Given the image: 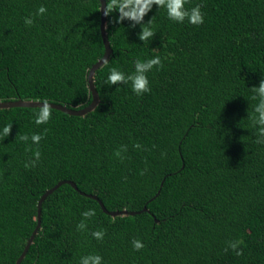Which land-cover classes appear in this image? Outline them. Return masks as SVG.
I'll list each match as a JSON object with an SVG mask.
<instances>
[{"label": "trees", "instance_id": "16d2710c", "mask_svg": "<svg viewBox=\"0 0 264 264\" xmlns=\"http://www.w3.org/2000/svg\"><path fill=\"white\" fill-rule=\"evenodd\" d=\"M196 4L201 25L173 22L154 5L142 22L155 33L147 42L140 24L107 14L113 52L94 76L100 103L85 116L52 108L36 125L39 107L0 108V127L12 124L0 138V264H16L40 198L65 180L79 190L65 182L44 200L20 264H78L89 253L104 264H264V145L248 116L257 103L251 87L264 79V0L186 7ZM101 23L100 0H0V101L88 106V75L105 54ZM155 55L163 66L148 74L149 92L106 84L112 68L131 73L135 60ZM32 133L39 145L19 139ZM35 150L38 165L25 168ZM99 200L137 213L112 216ZM87 208L96 215L78 231ZM134 239L145 246L134 249ZM234 240L240 256L225 251Z\"/></svg>", "mask_w": 264, "mask_h": 264}, {"label": "clouds", "instance_id": "9594fccd", "mask_svg": "<svg viewBox=\"0 0 264 264\" xmlns=\"http://www.w3.org/2000/svg\"><path fill=\"white\" fill-rule=\"evenodd\" d=\"M188 0H109L107 2L106 14H111L114 10L119 13L116 19L117 23L123 22L125 19L133 21L132 27L136 24H140L142 30L140 31L139 39L143 42H147L155 35L153 28L151 27V20L148 23H142L145 15L152 10L153 6H158L159 9L166 10L169 20L176 23H184L185 20L192 25H201L204 23L205 13L202 11V4H196L192 7H186ZM47 12L45 6L41 5L36 12V15L42 16ZM34 23L33 16L24 17L25 26H31ZM162 60L159 55H155L146 60H135L134 71L131 73H125L119 71L116 68H112L107 76L106 84L109 86L119 84L131 85V90L136 95H142L151 90L150 80L148 74L156 68L157 70L162 67ZM254 93V99L257 103L254 105L252 112L248 114L251 119L252 125L256 133V143L264 145V79H261L258 86L251 87ZM41 106L33 113L34 123L36 125L47 124L52 117V106L49 104L46 98H42ZM12 124H4L0 127V138H7L11 132ZM19 139L26 144L31 141V144L39 145L42 136L39 133H32L31 136L23 135ZM136 148H141L140 144L135 145ZM126 146H121L115 155L121 156V152L126 151ZM41 159V152L35 150L32 152V156L25 161V168H34L38 165ZM96 215L94 208H87L82 211V219L76 225L78 231H85L88 228V221ZM91 235L97 240H102L104 237L103 231H93ZM240 240H234L228 242V246L225 249H231L235 255H242ZM132 246L136 250L142 249L145 245L140 239H134ZM78 264H104L103 257L98 253H89L79 258Z\"/></svg>", "mask_w": 264, "mask_h": 264}, {"label": "water", "instance_id": "95a60500", "mask_svg": "<svg viewBox=\"0 0 264 264\" xmlns=\"http://www.w3.org/2000/svg\"><path fill=\"white\" fill-rule=\"evenodd\" d=\"M101 1V12H102V23H101V33H102V37H103V41L105 44V54L104 56L97 62L95 63L89 72L88 75V83H89V88L92 92V96H93V100L92 102L81 109H71L65 105L62 104H58V103H53V102H49V104H51L52 108L64 111L68 114L71 115H78V116H85L86 114H88L89 112H92L93 110H95L97 108V106L100 103V97H99V93L96 89L95 86V82H94V76L96 71L103 66L108 59L110 58V55L113 52V49L111 47L109 38H108V34H107V14H106V7H107V1L106 0H100ZM42 101H37V100H13V101H0V108H11V107H39L41 106ZM70 183L74 188L78 189V186L75 182L70 181V180H65V181H60L58 184H56L53 188L47 190L42 197L39 200V204H38V225L35 228L33 234L31 235L23 253L21 254L20 258L17 260L16 264H20L22 262V260L25 258L30 246L33 244L36 235L38 234V231L40 229L41 226V216H42V205L44 200L50 195L52 194L60 185H62L63 183ZM79 190V189H78ZM82 194H86L85 192H81ZM89 196L99 199L96 195H92V194H88ZM102 208L104 209L105 212L111 214L112 216H118V215H127V214H135L137 212L135 211H127V210H122V211H109L104 203L99 200ZM144 210L146 211L147 208L145 207Z\"/></svg>", "mask_w": 264, "mask_h": 264}]
</instances>
